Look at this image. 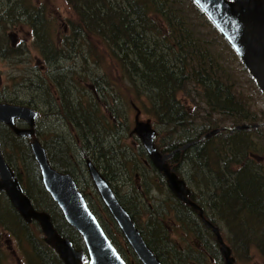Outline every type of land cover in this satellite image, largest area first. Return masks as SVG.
<instances>
[{
    "label": "trees",
    "instance_id": "obj_1",
    "mask_svg": "<svg viewBox=\"0 0 264 264\" xmlns=\"http://www.w3.org/2000/svg\"><path fill=\"white\" fill-rule=\"evenodd\" d=\"M63 1L71 19L57 32V21L47 17L46 3L0 0L1 58L18 53L5 38L9 26L28 29L45 67L69 62L51 76L37 73L36 79L24 80L28 82V90L44 96L45 110H36L34 103L15 104L28 106L46 117L54 112L56 118L62 117L68 129L73 130V144L81 151L79 161L72 163L62 150L61 160L56 159L52 167L79 176L86 173V159L97 169L100 161L99 169L105 171L102 175L109 181L110 170L119 177L123 171L130 174V163L131 171L141 164L146 181H149L147 169L154 174L151 180L154 187H146L145 196L153 191L160 195L165 189L171 204L163 207L174 212L178 226L187 228L186 233L199 243L200 250L209 251L211 258L213 255L218 260L216 256L221 255L212 231L202 223L197 211L167 189L163 175L152 166L133 133L134 127H129L128 112H142L155 125V147L163 154L174 152L168 166L186 182L190 199L218 227L224 242L231 250L239 248L246 254L254 249L264 260V148L254 136L261 127L233 129L245 124L258 125L259 121L244 105L242 93L226 68L228 60L221 52L225 48L216 38L217 34L221 36L218 30L191 0ZM223 44L238 59L228 43ZM249 79L255 83L250 75ZM89 82L92 85L85 88ZM107 101H111V107L106 105ZM222 127L227 129L182 150L185 144ZM34 130L47 154L49 151L59 155L53 147L59 143L55 140L49 143L40 124ZM125 134L136 137L135 156L131 155L132 146L113 144V149L110 145L108 138L115 143L117 137L123 141ZM260 141L264 142V138ZM29 142L0 123L2 155L34 208L48 213L59 235L69 239L76 249L84 250L81 237L65 222L45 191ZM119 153L125 163L116 159ZM115 195L162 264L171 253L180 264H186L184 258L188 253L168 248L167 229L161 220L156 225L144 222L136 202L117 191ZM103 210L110 224L120 231L104 207ZM152 217L156 216L152 213ZM222 228L226 231H221ZM3 233L16 241L22 258L19 264H63L44 242L39 225L35 221L25 223L5 194L0 193V264H9L1 245Z\"/></svg>",
    "mask_w": 264,
    "mask_h": 264
},
{
    "label": "water",
    "instance_id": "obj_2",
    "mask_svg": "<svg viewBox=\"0 0 264 264\" xmlns=\"http://www.w3.org/2000/svg\"><path fill=\"white\" fill-rule=\"evenodd\" d=\"M191 1L230 45L264 97V0ZM138 115L139 113L134 120L133 133L141 141L152 166L163 175L166 187L173 196L197 211L202 223L212 231L224 264H235L232 250L224 242L218 227L204 217L202 209L190 199V189L186 182L168 166L167 161L174 152L163 154L158 151L155 147V129L150 122L140 121ZM36 118L37 112L29 107L0 103V123L10 128L17 137L31 138L35 134ZM17 121H23L27 128H17ZM257 126L245 124L233 129ZM226 129L222 127L212 130L200 140L185 144L182 150ZM30 150L38 165L45 191L57 205L65 222L81 237L84 250L76 249L69 239L59 235L48 213L34 208L0 149V193L6 195L22 220L27 224L35 221L39 225L44 242L57 254L63 264H127L106 235L70 175L58 172L49 165L45 150L37 139H33L30 143ZM86 168L100 200L137 259L141 264H162L144 241L129 213L117 199L101 172L90 161H86Z\"/></svg>",
    "mask_w": 264,
    "mask_h": 264
},
{
    "label": "rangeland",
    "instance_id": "obj_3",
    "mask_svg": "<svg viewBox=\"0 0 264 264\" xmlns=\"http://www.w3.org/2000/svg\"><path fill=\"white\" fill-rule=\"evenodd\" d=\"M13 1L15 2L17 0H13ZM39 2L41 3L43 2L48 5L46 8L48 9L46 11L47 17L57 21L56 23L57 32L62 31L65 28L67 20L71 19V12L68 9V7L65 5L64 1L49 0L50 3H47L44 0H39ZM207 24L212 29L210 24L209 23ZM1 27L2 26L0 24V29ZM5 36H6L5 38L9 41L10 44L9 46H12L15 50H18V53L7 59H3L0 57V98H2V101H0V103L6 102L10 104V101H15L13 104H18V103L23 104L29 102L31 104L33 103L37 104V106H35L36 110H42V109L45 110L44 108L45 103L43 101L44 96L35 93L34 91L28 90L27 89L28 82L24 80H26L27 78L36 79V75L38 74L39 75L48 74L49 76H51V74L53 73L55 74V72H57L58 68L62 69V67H64L65 65H69V62L67 61L61 62L59 65H53V66L51 65L45 67V64L41 63V60L38 56L39 55L38 52L34 49L32 37L29 34V31L26 27H21L19 29H12L11 27L9 28L8 26V30L6 31ZM8 37L10 40L8 39ZM216 38L218 39V42L222 43V46L225 48V51L222 50L221 52L223 57L226 60H228L226 68L229 69L230 73H232L235 83L238 89L242 93V97L244 98V103H245L244 105L250 111L256 114L259 124H261L257 126V127H261L259 133H255L254 136L258 138L257 141H259V144L261 146L263 145L262 148H264V142L260 141L261 137L264 138V97L262 93H260L256 83L252 82L249 79V75L247 73L248 71L244 70L243 68L244 66L242 65L240 59L236 58V56L233 54L230 48L227 47L226 44L225 45L223 44L225 43L224 39L218 34ZM87 85L90 86L92 85V83L89 82L84 87L88 88ZM101 88L102 87H98L99 90H101ZM83 95L85 96V94ZM111 101H107L106 105L111 107L110 104ZM42 103L44 104L43 106H41ZM46 110L53 111L51 109H46ZM136 114L137 112L134 111L128 112L127 114L128 115L127 122L131 129L134 127V120ZM45 117L46 114H43V116L39 119L38 123L42 126L44 133H47L46 136L48 137L49 143L55 140L59 144L58 146L54 145L53 147H56L59 155H61L60 152L63 150L62 153L68 160L72 161V163H77L81 157L80 155L81 151H78L76 149L77 145L75 147L73 144V137H74L73 130L68 129L69 126L67 127L66 123L62 121L63 120L62 117L56 118L54 112L51 114H47V117L46 118ZM138 118L142 122H150L152 127L156 130L153 120H150L146 114L140 112ZM227 126L230 127V125L228 124ZM54 136H56V138ZM119 138L120 137L115 138V143L113 139L108 138L112 148L114 149V146L117 145L122 146L125 144L128 146H132L133 150L131 151V155L135 156L136 154L134 152H136L137 149L135 148L134 141L136 137L135 136L131 137L130 135L125 134L124 135L125 139L123 141L119 140ZM65 145H66V150H65ZM262 156L264 157V152ZM120 157L121 154L119 153L116 159L121 160V162L125 163L124 159ZM87 160L88 159H86L85 161ZM126 160L129 161L130 160L129 157ZM97 165H98L97 166L98 169L99 167L101 168L100 161L97 162ZM132 165L133 164L130 163V166H128L129 168L128 173H130L129 175L126 174L125 171H123L122 174L123 176L118 177L112 170H110V174L107 179L109 180L108 184L111 185L113 189H115L119 193L120 196L125 195L128 198L132 199L133 202H136L137 208L140 210L139 211L140 219L142 217V220L144 222H153L155 225L159 220H161L162 224L167 229L166 232H167L168 242L166 244L168 248H174L177 250H181L184 253H188V256L184 258V262L186 264H208V262H210V264H224L222 258L219 256L217 257L216 254L215 256L218 260L213 258V255L211 258V253L208 251L207 248L206 249L208 252H204L200 250L198 246L199 243L197 241H194L193 237H190V235L186 233L185 230L187 228L181 225L180 227L178 226V224L176 223L177 219L176 216L174 215V212H170V210H167L163 207L171 204V200L169 199L170 197L165 189L164 191L162 189V193H160V195L158 194V192L153 191L148 196H145V188L154 187L151 181L153 180L154 174L153 173L151 174L150 170L147 169V171L149 172V174H147L149 181H146V179L142 175L143 169L141 167V164H139L138 167L134 168V170L131 171L130 168ZM100 172L102 174L105 173L104 170L103 171L100 170ZM76 184L80 192L86 196L85 200L88 203V206L91 209V211L95 214V216H97L98 220L100 219V224L102 228H104L103 230L105 231L106 235L109 237L110 240L111 238L114 239L115 243L112 240L111 242L113 243L119 254L122 257H124V260L128 264L129 263L136 264L137 261L139 260L137 259V257L131 250L130 246L124 239L122 233L116 230L114 226L110 224L107 218V214L103 210V207L105 209L106 207L104 206L102 201L99 200L100 198L87 173H85V175H79L76 179ZM159 206L162 207L160 208ZM154 209L156 213H154ZM152 213L156 217H152ZM31 230L34 231L36 230V228H34L33 226ZM144 230H146V227H144ZM221 231L224 232L226 230L222 228ZM223 236L225 237L226 233H223ZM205 239L209 240L207 235H205ZM1 241H2L1 245H3L4 251L8 254L7 262L9 264H19L22 258L19 251L17 250L16 241H14L8 234L5 233H3V236H1ZM78 250H82V249H78ZM232 253L235 259V264H264L263 258H261V256L254 249L250 250V253L246 254L243 250L236 248L234 250L232 249ZM171 255L172 256H168L165 259L164 264H180L174 258V255L172 253ZM138 263L141 264L140 261Z\"/></svg>",
    "mask_w": 264,
    "mask_h": 264
},
{
    "label": "flooded vegetation",
    "instance_id": "obj_4",
    "mask_svg": "<svg viewBox=\"0 0 264 264\" xmlns=\"http://www.w3.org/2000/svg\"><path fill=\"white\" fill-rule=\"evenodd\" d=\"M11 38V37H10ZM30 108V107H29ZM32 109V108H31ZM35 111V110H34ZM38 119H37V122H36V125H39V123H38V121H39V119L42 117V115L41 114H38ZM17 127H19V128H21V129H24V128H27V125L22 121V125L21 124H19L18 122H17ZM34 129H35V127H34ZM156 131V130H155ZM34 133H35V130H34ZM35 135V134H34ZM23 139V138H22ZM50 147V146H49ZM45 149V148H44ZM32 153V152H31ZM45 153H46V157H47V160H48V162H49V165L52 167V164H54V161L57 159V161L59 162L60 160H61V155H57V154H54V153H52V152H50L49 153V151H48V154H49V158H48V154H47V152H46V150H45ZM33 155V154H32ZM34 158V157H33ZM52 162V163H51ZM55 166H58V165H55ZM77 165L75 164V166H73V167H76ZM84 166H85V171H86V173H87V168H86V161H85V164H84ZM53 168V167H52ZM39 169V168H38ZM53 169H55V168H53ZM56 170V169H55ZM58 171V170H57ZM58 172H60V171H58ZM65 174H67V173H65ZM70 175V174H69ZM41 177V176H40ZM70 177L73 179V181L75 182V184H76V179H77V177L78 176H75V175H70ZM77 185V184H76ZM78 187V186H77ZM79 189V188H78ZM106 211H108V210H106ZM109 213V212H108ZM111 216V215H110ZM97 217V216H96ZM112 218V217H111ZM151 249V248H150ZM160 261V260H159ZM85 264H87V263H85Z\"/></svg>",
    "mask_w": 264,
    "mask_h": 264
},
{
    "label": "bare ground",
    "instance_id": "obj_5",
    "mask_svg": "<svg viewBox=\"0 0 264 264\" xmlns=\"http://www.w3.org/2000/svg\"><path fill=\"white\" fill-rule=\"evenodd\" d=\"M37 117H39L38 116V113H37ZM38 119V118H37ZM37 119H36V121L35 122H37ZM37 125H36V123H35V127H36ZM16 127H17V122H16ZM17 128H19V127H17ZM24 139V138H23ZM26 139H29L30 140V143L32 142V140L33 139H37L36 137H35V135H33L31 138H26ZM38 140V139H37ZM39 141V140H38ZM40 142V141H39ZM41 144V143H40ZM42 145V144H41ZM43 147V146H42ZM44 148V147H43ZM0 149H1V147H0ZM45 150V149H44ZM1 152H2V150H1ZM34 161H35V159H34ZM87 161H90V160H87ZM36 162V161H35ZM91 162V161H90ZM92 163V162H91ZM37 164V163H36ZM94 165V164H93ZM37 167H38V165H37ZM94 167H95V165H94ZM96 168V167H95ZM97 169V168H96ZM98 170V169H97ZM99 171V170H98ZM56 229V228H55ZM56 231H57V229H56ZM58 232V231H57Z\"/></svg>",
    "mask_w": 264,
    "mask_h": 264
}]
</instances>
